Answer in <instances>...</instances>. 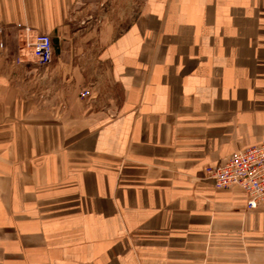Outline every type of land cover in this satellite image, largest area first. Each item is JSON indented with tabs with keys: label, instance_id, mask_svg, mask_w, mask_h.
Here are the masks:
<instances>
[{
	"label": "crops",
	"instance_id": "0c3cea01",
	"mask_svg": "<svg viewBox=\"0 0 264 264\" xmlns=\"http://www.w3.org/2000/svg\"><path fill=\"white\" fill-rule=\"evenodd\" d=\"M0 29V264H264V205L203 179L264 142V0H0Z\"/></svg>",
	"mask_w": 264,
	"mask_h": 264
},
{
	"label": "built area",
	"instance_id": "2783aa9c",
	"mask_svg": "<svg viewBox=\"0 0 264 264\" xmlns=\"http://www.w3.org/2000/svg\"><path fill=\"white\" fill-rule=\"evenodd\" d=\"M25 30L31 31L28 27ZM28 47L40 67L48 68L52 65L54 47L49 35H37ZM18 62L21 63L20 58ZM88 94L89 92H84L82 96L86 97ZM203 179L212 182L218 190L241 188L246 194L249 210L264 205V142L241 150L216 165L207 166Z\"/></svg>",
	"mask_w": 264,
	"mask_h": 264
},
{
	"label": "rangeland",
	"instance_id": "374dc122",
	"mask_svg": "<svg viewBox=\"0 0 264 264\" xmlns=\"http://www.w3.org/2000/svg\"><path fill=\"white\" fill-rule=\"evenodd\" d=\"M2 49H3V47H2ZM30 51L32 53V50H30ZM29 58H30L29 60H32L34 62L36 61V60L33 59L32 56H30ZM53 62H54V60H53ZM35 63L37 64V62H35ZM84 63H85L84 64V67H83L84 70H85L84 72H85V75L88 76V72L90 70H92L93 66L90 64V61H87L86 62V60H85ZM37 66L40 68V70H43L44 69V70H49L50 71V69L52 68V66H50L48 68H42L38 64H37ZM44 72H46V71H44ZM95 78L97 80L94 79V81H93V83H95L94 84V87L99 92L98 96L96 97V100H94V102H93V104L95 105V108H102L105 105H107L109 103V100H110L111 97H112V101L115 102V103H117L118 102L117 96L119 94L118 93L119 91L115 87V85H111V83L106 79V76L103 77V73H98L95 76ZM38 82H42V84L44 85L43 87H46L47 90H51L52 88L55 87V85L53 84V82L51 80H49V79H47V80L45 79L43 81L36 80V79L35 80H31L30 81V85H32L33 87L38 88L37 87L38 84H39ZM84 92H88V91L87 90L81 91V94H80V97L81 98L80 99H81L82 102H86V99L89 98V94L86 97L85 96H82V94ZM57 100H59V99H57Z\"/></svg>",
	"mask_w": 264,
	"mask_h": 264
}]
</instances>
